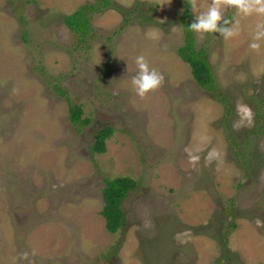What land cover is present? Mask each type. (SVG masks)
I'll use <instances>...</instances> for the list:
<instances>
[{"label":"rangeland","instance_id":"1","mask_svg":"<svg viewBox=\"0 0 264 264\" xmlns=\"http://www.w3.org/2000/svg\"><path fill=\"white\" fill-rule=\"evenodd\" d=\"M98 1L0 0V264H264V43L248 47L254 18L229 41L195 34L228 114L176 54L183 0H110L81 44L62 17ZM137 3L125 24L121 10ZM138 55L164 76L145 99L131 85ZM60 90L92 118L81 132ZM101 126L116 132L92 155ZM123 176L138 186L125 229L111 235L101 191Z\"/></svg>","mask_w":264,"mask_h":264},{"label":"trees","instance_id":"2","mask_svg":"<svg viewBox=\"0 0 264 264\" xmlns=\"http://www.w3.org/2000/svg\"><path fill=\"white\" fill-rule=\"evenodd\" d=\"M182 2V13L177 20H174L178 23L183 32V42L177 47L176 54L183 63L188 65L192 80L197 87L209 93L212 98L223 102L228 114H230L232 109L229 99L226 93L217 84L215 75L209 64V48L207 46H201L199 49L196 48L195 33L188 29L190 23L193 22V15L186 0ZM109 6H111L110 0H99L93 4H85L77 11L64 15L62 20L69 30L75 33L79 42L81 44H86V36L92 31L91 15L101 12ZM138 7L139 4L137 3L131 10H121V13L126 17L125 24H127V21L132 17V14L138 11ZM59 94L67 100L69 110L68 120L76 131L81 132L83 128L91 125L92 118L84 115L81 105H73L66 96V91L60 90ZM115 132V129L112 127L101 129V131L96 134L94 142L90 145L91 154H104L106 152L105 142L110 139ZM235 149L238 151V148ZM237 154L240 155V151H238ZM137 186V181L128 176L104 179V187L101 191L103 207L100 211V215L104 220L105 228L109 234L116 235L125 229L127 220L124 202L128 195L136 190ZM230 226L234 227L235 224L232 223ZM223 250L227 253L226 256L228 258L230 252L225 248H223Z\"/></svg>","mask_w":264,"mask_h":264},{"label":"clouds","instance_id":"3","mask_svg":"<svg viewBox=\"0 0 264 264\" xmlns=\"http://www.w3.org/2000/svg\"><path fill=\"white\" fill-rule=\"evenodd\" d=\"M170 3L171 0H160L159 5ZM186 3L193 13V22L188 29L201 40L207 34L218 33L225 41H229L241 35V20L254 18L248 47L253 52H260L264 43V0H186ZM230 10L235 12V18L231 20L226 16ZM134 62L137 72L131 79L132 89L140 99H145L149 93L155 92L163 85L164 76L156 68H150L143 55H138ZM244 111L250 118L251 109L245 107ZM257 224L261 226L260 221H257ZM32 255H35V251ZM28 256L29 253L24 252L19 258L27 260Z\"/></svg>","mask_w":264,"mask_h":264},{"label":"water","instance_id":"4","mask_svg":"<svg viewBox=\"0 0 264 264\" xmlns=\"http://www.w3.org/2000/svg\"><path fill=\"white\" fill-rule=\"evenodd\" d=\"M95 123H97V122H95ZM100 124H102V123H100ZM103 124H106V122H103ZM109 124H112V123L109 122ZM104 127H106V126H101V128H96L95 130H96L97 132H99V131H101V129H103ZM111 127H112V126H111Z\"/></svg>","mask_w":264,"mask_h":264},{"label":"flooded vegetation","instance_id":"5","mask_svg":"<svg viewBox=\"0 0 264 264\" xmlns=\"http://www.w3.org/2000/svg\"><path fill=\"white\" fill-rule=\"evenodd\" d=\"M94 132H96V130L93 131V134H94ZM91 136H92V134H91ZM93 137H94V135H93ZM93 140H94V138H93Z\"/></svg>","mask_w":264,"mask_h":264}]
</instances>
